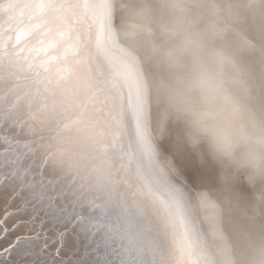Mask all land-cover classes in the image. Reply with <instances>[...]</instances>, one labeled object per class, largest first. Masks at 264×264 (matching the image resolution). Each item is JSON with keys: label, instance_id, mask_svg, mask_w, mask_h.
Listing matches in <instances>:
<instances>
[{"label": "snow or ice", "instance_id": "1", "mask_svg": "<svg viewBox=\"0 0 264 264\" xmlns=\"http://www.w3.org/2000/svg\"><path fill=\"white\" fill-rule=\"evenodd\" d=\"M0 264H264V0H0Z\"/></svg>", "mask_w": 264, "mask_h": 264}, {"label": "clouds", "instance_id": "2", "mask_svg": "<svg viewBox=\"0 0 264 264\" xmlns=\"http://www.w3.org/2000/svg\"><path fill=\"white\" fill-rule=\"evenodd\" d=\"M192 130L194 131L195 129ZM208 130L211 135H214L222 140L233 138V152L237 159L244 157L249 151L256 148L255 145L243 144L234 139L236 124L227 113H224L216 120L210 122ZM208 142L211 143V140Z\"/></svg>", "mask_w": 264, "mask_h": 264}, {"label": "bare ground", "instance_id": "3", "mask_svg": "<svg viewBox=\"0 0 264 264\" xmlns=\"http://www.w3.org/2000/svg\"><path fill=\"white\" fill-rule=\"evenodd\" d=\"M185 152L186 149L183 146H178V150L175 153V159L178 166H182V156L184 155Z\"/></svg>", "mask_w": 264, "mask_h": 264}]
</instances>
